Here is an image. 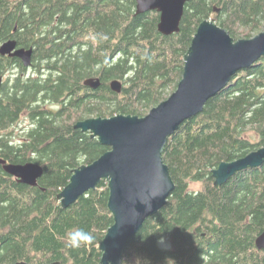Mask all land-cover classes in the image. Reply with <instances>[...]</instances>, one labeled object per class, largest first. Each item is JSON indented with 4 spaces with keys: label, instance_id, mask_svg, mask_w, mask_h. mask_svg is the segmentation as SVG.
Returning <instances> with one entry per match:
<instances>
[{
    "label": "trees",
    "instance_id": "trees-1",
    "mask_svg": "<svg viewBox=\"0 0 264 264\" xmlns=\"http://www.w3.org/2000/svg\"><path fill=\"white\" fill-rule=\"evenodd\" d=\"M135 9V0H0V45L32 48L36 68L0 81V159L43 168L29 187L0 166V264H100L98 247L113 226L105 183L68 209L56 200L75 168L110 150L74 123L147 115L177 88L196 28L208 18L235 40L264 30V0H193L170 36L157 31L158 13ZM16 65L0 56V78ZM96 77L98 89L82 85ZM114 80L120 93L110 88ZM165 145L175 189L128 241L124 264H264L256 244L264 235V168L241 169L221 186L212 178L221 163L264 148V56ZM77 228L93 241L71 247L68 233Z\"/></svg>",
    "mask_w": 264,
    "mask_h": 264
},
{
    "label": "water",
    "instance_id": "water-1",
    "mask_svg": "<svg viewBox=\"0 0 264 264\" xmlns=\"http://www.w3.org/2000/svg\"><path fill=\"white\" fill-rule=\"evenodd\" d=\"M192 1L135 0V14L158 13L157 31L170 36L180 32L185 6ZM196 29L184 56V71L177 88L147 115L90 117L74 123V129L87 132L91 139H97L110 150L93 163L75 168L56 200L62 210L68 209L79 197L97 190L100 182L107 183V210L112 215L113 226L98 247L102 254L100 264H124L123 252L128 241L140 232L147 218L161 210L174 191L175 185L162 158L168 138L184 122L199 115L206 102L224 89L236 74L248 70L264 56V31L248 39L235 40L211 18L202 21ZM16 47L15 40L1 44L0 56L18 58L24 68H29L33 49ZM109 84L113 92H121L122 83L114 80ZM82 85L96 90L101 82L97 77L87 78ZM263 164L264 148L238 161L221 163L212 172L214 185H225L235 172L247 167L264 168ZM0 166L23 186L36 187L43 175V168L34 162L9 164L0 159ZM256 244L264 250V235Z\"/></svg>",
    "mask_w": 264,
    "mask_h": 264
},
{
    "label": "clouds",
    "instance_id": "clouds-1",
    "mask_svg": "<svg viewBox=\"0 0 264 264\" xmlns=\"http://www.w3.org/2000/svg\"><path fill=\"white\" fill-rule=\"evenodd\" d=\"M147 207H150V204L146 205V208ZM93 239L94 237L92 236L91 233L81 228L74 229L68 233V240H69L71 247L73 248H79L82 245L89 244L93 241ZM163 239L164 237H160L157 243L159 244Z\"/></svg>",
    "mask_w": 264,
    "mask_h": 264
},
{
    "label": "flooded vegetation",
    "instance_id": "flooded-vegetation-1",
    "mask_svg": "<svg viewBox=\"0 0 264 264\" xmlns=\"http://www.w3.org/2000/svg\"><path fill=\"white\" fill-rule=\"evenodd\" d=\"M19 48H22V49H25V50H28V49H30V48H24V47H21V46H19V45H17V47H16V49H19ZM32 49V48H31ZM5 57H7L8 59H10L11 61L13 60V61H16L17 62V65L14 67V69L11 71V73H15V74H19L20 73V71H21V69H23V71H24V75L25 74H27V73H29V72H31L32 73V70H36V68H32V67H34V65H32L31 64V66L29 67V68H24L23 67V64H22V62H20V60L18 59V58H11V57H8V56H5ZM32 60H33V56H32ZM31 60V61H32ZM20 66L21 65V68L20 67H17V66ZM9 73L8 72H6L4 75H3V77L2 78H0V81L3 83V82H5V81H7V80H10L12 77H10V76H14L13 74H10V75H8Z\"/></svg>",
    "mask_w": 264,
    "mask_h": 264
},
{
    "label": "rangeland",
    "instance_id": "rangeland-1",
    "mask_svg": "<svg viewBox=\"0 0 264 264\" xmlns=\"http://www.w3.org/2000/svg\"><path fill=\"white\" fill-rule=\"evenodd\" d=\"M262 31H264V30H262ZM260 32H261V31H260ZM258 34H259V33L255 34V35H258ZM255 35H254V36H255ZM11 74H15V73H11ZM27 74L31 75L32 73L29 72V73H27ZM27 74H26V75H27ZM172 93H173V92H172ZM172 93H171V94H172ZM171 94H170V95H171ZM170 95H169V96H170ZM148 113H149V111H148ZM148 113H147V114H148ZM22 120H23V124H28V121L25 119L24 116H23ZM16 132H17V131L15 130L14 133L17 134ZM259 149H260V148H259ZM82 165H83V164H82ZM104 183H105V188L108 189L107 183H106L105 181H104ZM191 187H192L193 190H198V189H200L201 185L198 184V183H194V184H192Z\"/></svg>",
    "mask_w": 264,
    "mask_h": 264
}]
</instances>
